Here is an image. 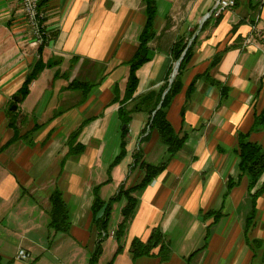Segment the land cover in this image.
<instances>
[{
	"label": "crops",
	"instance_id": "1",
	"mask_svg": "<svg viewBox=\"0 0 264 264\" xmlns=\"http://www.w3.org/2000/svg\"><path fill=\"white\" fill-rule=\"evenodd\" d=\"M214 3L155 0L149 59L124 102L127 62L145 23L142 0H46L41 50L27 31L21 1L0 0V264L87 263L97 238L93 187L100 185L99 197L107 201L121 184L140 182L136 151L152 165L165 160L157 132L144 138L142 130L173 70L171 46L190 34L198 39L166 114L183 143L133 193L136 207L117 253L125 200L113 201L94 264H264V189L251 195L264 175L249 190L236 151L239 133L264 148V122H256L264 116V3L236 0L216 25L211 18L199 32ZM232 43L203 75L214 54ZM37 60L44 67L16 98ZM122 105L127 125L118 113ZM122 140L125 154L112 165ZM54 189L68 209L67 232L48 228ZM154 228L163 247L133 257L132 240L145 242ZM20 248L26 259L16 257Z\"/></svg>",
	"mask_w": 264,
	"mask_h": 264
},
{
	"label": "trees",
	"instance_id": "2",
	"mask_svg": "<svg viewBox=\"0 0 264 264\" xmlns=\"http://www.w3.org/2000/svg\"><path fill=\"white\" fill-rule=\"evenodd\" d=\"M46 0H40L39 1V7L45 3ZM144 4V14H145V23L142 27V30L140 32L139 38H138V45L136 47V50L134 51L131 58L128 60L127 64L129 66L128 70V76L125 84L124 89V102L130 98L133 93L136 90L137 84H138V78L136 76L137 69L146 61H148V42L152 39L154 35V18L156 15V4L155 0H142ZM264 3V0H263ZM236 4V0H233V4L230 7H233ZM222 13L219 14L217 17H211L209 16L201 25L199 32H202L211 20V18L214 19L213 25H216L221 17ZM240 23V21H239ZM237 24V23H236ZM236 24L232 25V28L230 32H233L236 28ZM260 35H264V32H261ZM192 35L190 34L189 38ZM189 38H184L182 36L178 37L172 44L170 48V55L173 60V62H176L180 57V63L177 69V73L175 77L173 78L172 82L169 85V88L167 92L164 94L162 101L160 103V106L156 109L158 103L160 102V99L162 97L163 91L168 86V82L166 81L164 86L159 88L157 94V101L156 105L153 109H151V114L149 121L146 125V127L143 128L142 133H146L144 135V138H147L149 136V133L154 130L157 132L158 137L160 141L165 144L166 146V153L165 160L158 164V165H152L142 160V155L139 151H136L133 154V165H138L139 168L142 170L143 175L140 180V182L136 183L133 186L125 187L124 184H121L118 187L117 193L107 201L102 200L99 197L98 194V188L100 185H96L93 187L92 194H93V200L91 203V213H92V222L95 223L97 228V238L96 242L94 244L93 250L91 252V255L87 261L86 264H94L101 253V247L100 242L101 239L105 235V227L108 222V217L111 211V205L113 201H116L120 198H124L125 203L121 208V215L122 219L118 223L116 231H115V237L118 242V246L116 249V253L121 250V246L119 245L120 237L122 236V233L125 229V226L134 213L137 199L133 195V193L138 190L139 188H142L145 184L149 183L153 177H155L158 173H160L167 165V162L171 159V157L176 154V152L181 147L184 135H179L178 133L174 132L173 128L171 127L170 123L166 119L167 110L173 100V98L180 92L181 90V76L183 74V71L186 67V64L189 62L192 53L195 49V45L198 39V34H196L190 44L187 46V42ZM235 43H232L231 45L226 46L222 51H218L214 54L208 68L205 70L203 75H206L208 70L216 65L218 61L220 60L222 56V52L225 49L230 48L231 46H234ZM38 50H41V45L39 46ZM184 51L183 55L181 56L182 52ZM44 67V63L41 60H37L33 66L31 67L30 71L26 74V77L24 79V82L18 92L16 93V98H23L25 94L28 91V85L29 83L36 78V76L39 74L40 70ZM202 75H198L194 77V80L191 81V83L188 85L187 90L185 92V96L189 95L191 93V90L194 87L195 79L197 77H200ZM82 85H86L85 83H77L74 85V87H81ZM150 92H148L149 94ZM154 94V93H153ZM123 104V103H122ZM154 111V114L152 115ZM118 113L121 117L126 111L123 110V105L118 108ZM122 123L124 125H127L128 118L127 117H121ZM256 122H264V116L259 117ZM125 132V129L123 130ZM123 137V133H122ZM124 143L123 140L121 141V149L118 153V155L115 157L114 161L112 162V165L117 163L119 161V158L122 157L125 154L124 149ZM73 150L71 149V152ZM237 155L239 158L238 161V171L240 174H245L248 177V189L251 190L254 188L256 183L258 182L259 178L264 175V148H262L258 143L252 142L247 139V134H238V147L236 149ZM109 180V179H107ZM106 180V181H107ZM231 181L228 182V187L231 185ZM264 189V178L260 184V186L253 191L251 194L252 197H255L257 194H259ZM49 201L51 204V209L49 211V221H48V228L52 229L53 232H67L69 227V216H68V209L66 207V204L61 196V193L54 189L50 196ZM98 214V216H97ZM250 219V216L247 218V220ZM104 233V235H103ZM162 236L158 229L154 228L152 232L150 233L149 238L145 242H141L138 239H134L131 242V250H132V256L135 257L139 254H148L150 250L155 246H161L162 244ZM107 264H110L108 262Z\"/></svg>",
	"mask_w": 264,
	"mask_h": 264
},
{
	"label": "built area",
	"instance_id": "3",
	"mask_svg": "<svg viewBox=\"0 0 264 264\" xmlns=\"http://www.w3.org/2000/svg\"><path fill=\"white\" fill-rule=\"evenodd\" d=\"M21 13L31 40L38 46L43 45L46 38V30L43 24V12L39 7L40 0H20ZM233 0H215L213 8L207 13L211 17H217L223 11L232 6ZM263 32V31H261ZM16 257L26 259L28 254L23 249H18Z\"/></svg>",
	"mask_w": 264,
	"mask_h": 264
},
{
	"label": "water",
	"instance_id": "4",
	"mask_svg": "<svg viewBox=\"0 0 264 264\" xmlns=\"http://www.w3.org/2000/svg\"><path fill=\"white\" fill-rule=\"evenodd\" d=\"M207 15H208V14H207ZM206 17H207V16H205V17L203 18V20H205ZM203 20H202V21H203ZM193 37H194V35H192V36L189 38V40H188V42H187V46H188V45L190 44V42L192 41ZM183 53H184V51L182 52L181 56L183 55ZM180 59H181V57L175 62L174 66H173V70H172V72H171V74H170V77H169V80H168V86H167L166 89L163 91V93H162V97H161L160 102L158 103L156 109L160 106V103H161V101H162V98H163L164 94L167 92L170 83L172 82L173 78L175 77V75H176V73H177V69H178V66H179V63H180ZM12 108L14 109V106H12ZM153 114H154V111H153L152 115H153Z\"/></svg>",
	"mask_w": 264,
	"mask_h": 264
},
{
	"label": "rangeland",
	"instance_id": "5",
	"mask_svg": "<svg viewBox=\"0 0 264 264\" xmlns=\"http://www.w3.org/2000/svg\"><path fill=\"white\" fill-rule=\"evenodd\" d=\"M228 8H230V7H228ZM208 12H209V11H208ZM208 12H206V13L203 15L202 20H203V18H204L205 16H207V17L205 18V20L210 16V15H207ZM205 20L201 21V23H200V24L198 25V27H197V30L200 29L202 23H203ZM174 64H175V62H174ZM20 249H22V248H20ZM23 250H24V249H23ZM24 251H25V250H24ZM25 252H26V251H25Z\"/></svg>",
	"mask_w": 264,
	"mask_h": 264
}]
</instances>
